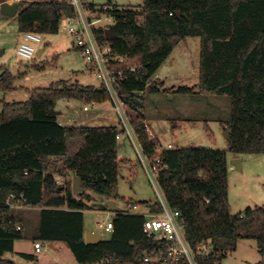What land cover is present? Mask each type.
Wrapping results in <instances>:
<instances>
[{
  "label": "trees",
  "instance_id": "obj_1",
  "mask_svg": "<svg viewBox=\"0 0 264 264\" xmlns=\"http://www.w3.org/2000/svg\"><path fill=\"white\" fill-rule=\"evenodd\" d=\"M17 25L21 32L55 34L60 21L75 12L67 0L19 1ZM90 8L95 4L87 3ZM106 14L114 50L127 57L123 65L140 66L117 85L119 96L134 113L143 106L139 92H164L163 81L153 79L174 47L189 36L200 38L199 81L179 86L182 94H217L230 98L226 149L183 147L162 151L167 168L160 186L170 207L180 211L184 236L190 246L209 239L214 250L197 255L198 264H221L239 238L256 241L264 264V206L246 207L232 213L228 198L227 153H264V0H142L137 6L108 3ZM102 11V8L99 9ZM103 12V11H102ZM179 13V15L177 14ZM100 39L107 36L101 29ZM14 76L4 69L0 91L10 90ZM74 98L89 103L108 99L95 86L69 84L59 80L48 87H36L26 101L3 102L0 111V264H17L2 257L13 250L16 240L25 238L26 219L17 204L38 209L34 241H62L79 264H160L144 262V255L163 254L164 240L146 236L143 214L116 210L109 236L96 244L84 240L82 199L92 190L106 199H117L122 160L118 157L116 126L60 124L50 113L56 101ZM133 124L146 148L143 120ZM60 161L58 175L71 171L81 180L80 198L71 182L59 183L52 167ZM10 195L13 198L9 199ZM129 202V199H124ZM152 212L160 207L140 201ZM19 226V228H17ZM33 241V242H34ZM20 255L34 260L35 255ZM60 264V263H48Z\"/></svg>",
  "mask_w": 264,
  "mask_h": 264
},
{
  "label": "rangeland",
  "instance_id": "obj_2",
  "mask_svg": "<svg viewBox=\"0 0 264 264\" xmlns=\"http://www.w3.org/2000/svg\"><path fill=\"white\" fill-rule=\"evenodd\" d=\"M85 1L95 3L98 7L108 3L137 7L142 2V0ZM11 17L5 16L0 10V74L7 69L14 76L12 88L0 92L1 107L3 102L26 101L33 88L48 87L59 80L68 79L70 84L78 82L83 86L97 85L98 79L94 70L66 33L63 19L57 33L41 34L42 41L37 46V50L43 48L41 55L23 59L16 53L21 39L17 19ZM100 18L101 28L109 31L113 18L103 15ZM199 59L200 38L189 36L174 47L171 55L156 72L159 74V80H164L162 88L167 90L156 93L139 92L144 96L143 106L131 115L139 117L140 113H143L163 146L171 143L175 148H227L225 128L221 121L229 116L230 98L225 95L206 93L190 95L175 91L179 86L191 87L198 83ZM155 74L152 76L153 79H157ZM84 105L89 110H83ZM55 107V110L62 112L59 116L63 119L62 125H119L118 116L108 101L96 107L74 98H62L56 101ZM95 111H98L97 115L91 119L89 115ZM227 155L229 157L231 153L228 152ZM118 157L122 160L117 189L119 198L116 200L118 206L124 205L122 197L134 201L149 199L155 201L157 199L155 191L137 161L135 148L126 136L118 137ZM240 159L241 169L229 163L228 198L232 213L243 211L246 207L264 206V153L241 154ZM58 162L52 168L57 174V169L61 165ZM57 178L61 183L62 179ZM82 198L92 207L83 211L84 229L95 231L104 238L108 237L109 232L98 226V222L105 224L113 215L109 216L102 210L103 197L87 189L84 190ZM15 209L26 219L25 238L15 241L18 250L35 254L37 264H79L68 245L62 241H58L54 248L48 242L40 241L41 252L36 253L32 238L39 210L25 206H18ZM6 256H9L8 252ZM260 260L261 255L256 241L252 238H239L235 249L227 251L221 264H260ZM22 262L25 260L22 259Z\"/></svg>",
  "mask_w": 264,
  "mask_h": 264
},
{
  "label": "built area",
  "instance_id": "obj_3",
  "mask_svg": "<svg viewBox=\"0 0 264 264\" xmlns=\"http://www.w3.org/2000/svg\"><path fill=\"white\" fill-rule=\"evenodd\" d=\"M73 8L75 14L72 17H64L66 33L71 37L72 42L79 49L87 64L94 70V74L99 81V88H103L107 95V101L115 110L119 120V135L126 136L135 148L137 161L142 166L148 182L152 186L157 199L155 203L160 207L157 212L143 214L140 205L130 203L126 211L136 214H143L142 229L147 237L154 240H164L166 248L163 254L144 255V262H159L160 264H198L197 255H205L213 252L220 255L219 250H214L209 239L198 242L194 247L190 246L184 236L183 222L180 218V211L169 206L164 192L160 186V175L167 165L163 162L162 151L175 148L173 144L161 145L155 133L145 126L147 134L146 140L153 145L146 148L141 140L136 127L133 124L131 109L125 104L118 94L117 85L125 80L129 73L140 69L139 65H123L127 62V57L119 55L110 43L109 31L101 28V15L109 17L105 11L111 6L104 5L90 8L85 0H67ZM102 8V11L99 9ZM102 30L107 35L105 39L98 37L97 31ZM42 41L41 33L34 31L23 32L22 39L17 45L16 53L20 58H33ZM87 109V106H84ZM118 135V136H119ZM13 198L10 195L9 199ZM16 206H21L17 204ZM99 227H104L106 231L112 230L111 220L105 224L98 222ZM19 228V226H17ZM33 247L36 252H40L42 245L40 241H34ZM219 262H216L218 264Z\"/></svg>",
  "mask_w": 264,
  "mask_h": 264
},
{
  "label": "crops",
  "instance_id": "obj_4",
  "mask_svg": "<svg viewBox=\"0 0 264 264\" xmlns=\"http://www.w3.org/2000/svg\"><path fill=\"white\" fill-rule=\"evenodd\" d=\"M3 1H7L8 3H10V4H12V3H17L18 1H27V2H31V1H35V0H0V3L1 2H3ZM86 3H88V2H86ZM93 4H95V3H93ZM97 4H95V6H96ZM17 12H18V10H17ZM5 16H7V15H5ZM9 17V16H8ZM13 18H16L17 19V13L14 15V16H12ZM11 17V18H12ZM7 20V19H6ZM20 34H21V39H22V36H23V32H21L20 31ZM20 39V40H21ZM40 50V49H39ZM39 50H37V51H39ZM42 51H43V48L41 49ZM42 53V52H41ZM172 53V52H171ZM171 53H170V55H171ZM41 55V54H40ZM169 55V56H170ZM168 56V57H169ZM167 57V58H168ZM166 58V59H167ZM159 69V68H158ZM157 69V70H158ZM157 72V71H156ZM155 72V73H156ZM155 76L157 77V79H160V77H159V74L158 73H156L155 74ZM67 81H68V79H66ZM163 81V83H164V80H162ZM73 83H75V82H71V84H73ZM76 83H78V82H76ZM70 84V83H69ZM79 84V83H78ZM81 85V84H80ZM91 86H95L96 88H98L99 87V81H98V83H97V85H91ZM0 92H4V91H0ZM74 100H77V101H80V100H78V99H74ZM103 102H101V103H96V102H94V103H91L92 105H96V107L98 106V105H100V104H102ZM84 106H86V105H84ZM84 106H83V110H85V111H87V110H89V108L87 107V109H84ZM56 108V107H55ZM54 108V109H55ZM1 109H2V107H1V104H0V111H1ZM97 112L98 111H95V113L93 112V113H91V115H89V117H91V119L93 118V117H95L96 115H97ZM136 112H134V114H135ZM62 114V112L59 110V112L58 113H56V114H54L55 116H56V119H57V121L60 123V124H62V121L61 120H63V119H60V115ZM143 124L146 126V127H149L150 129H151V125H150V122L148 121V119L145 117V119L143 120ZM79 125H83V124H79ZM110 125H112V124H101V125H93V126H110ZM66 126H68V125H66ZM89 126H91V125H89ZM112 126H116L118 129H119V126L118 125H112ZM152 130V129H151ZM120 136V135H119ZM118 136V137H119ZM234 157H239L240 158V155H234V154H231L229 157H228V155H227V160H228V164L230 163V159H232V158H234ZM119 159H121V158H119ZM241 162H242V159H241ZM58 163H60L61 164V162L59 161ZM54 165H56V163L54 164ZM229 166H230V164H229ZM52 168H54V166L52 167ZM61 168V165H60V167L58 168V169H60ZM57 169V170H58ZM228 170H229V167H228ZM53 174L55 175V177H56V181H58V178L57 177H59V178H61L62 179V182H61V184L62 183H64V182H71V187H72V181H73V179L75 178V177H77L76 175H74V173L73 172H71V171H66V172H64V174L63 175H58L57 173H55V172H53ZM59 182V181H58ZM74 193V196L75 197H77V198H80V196H78L77 195V192H73ZM83 199V198H82ZM124 199H127V198H124V197H122V200H123V206H118V203H117V199H114V201H115V206H116V209L115 210H111V209H109V208H107L105 205L102 207V210L107 214V215H112L116 210H123V211H126V209H127V206H128V204H130V203H135V204H138V205H140V210H141V212L143 213V214H147V213H150V212H152L151 210H150V208H149V206H146V205H143V204H140V201H134V200H132L131 198H128L130 201L129 202H127L126 200H124ZM107 199L106 198H104L103 197V201L105 202ZM83 201L85 202V203H87L86 202V200H84L83 199ZM147 201H152V202H155V201H153V200H147ZM88 205H89V208L88 209H91L92 207L90 206V204L89 203H87ZM38 213H39V211H37ZM108 221V220H107ZM106 231V230H105ZM95 232V231H94ZM107 232H109L110 233V231H107ZM102 238H104L103 236H101V239ZM33 238H32V244H33ZM58 241H54V242H48V244L49 245H51L53 248H54V245L57 243ZM8 253H9V256H6V252L3 254V256L2 257H4V258H7V259H11V260H13L15 263H17V264H37V262H35L36 261V259H34V260H29V259H25V258H23L21 255H20V253L21 252H23V251H21V250H18L17 248H16V245H15V242H14V245H13V250L12 251H7ZM36 252V251H35ZM41 252V251H40ZM26 253V252H25ZM36 253H39V252H36ZM31 254H33V253H31ZM33 255H35V254H33ZM22 259H24L25 260V262H22Z\"/></svg>",
  "mask_w": 264,
  "mask_h": 264
},
{
  "label": "water",
  "instance_id": "obj_5",
  "mask_svg": "<svg viewBox=\"0 0 264 264\" xmlns=\"http://www.w3.org/2000/svg\"><path fill=\"white\" fill-rule=\"evenodd\" d=\"M0 10L4 15L7 16H14L17 13L18 10V4L17 3H8L7 1H3L0 3ZM179 15V13H177ZM42 50L40 49L37 51L36 55L39 56L41 54ZM99 88V87H98ZM59 111L55 110L54 108L50 110L51 114H56ZM224 137L226 139L229 138V131L228 129L224 130ZM230 163L234 165L237 169H241V159L239 157H234L230 160ZM81 190V180L78 177H75L72 181V191L73 192H78ZM104 205L111 209L115 210V201L114 199H107L104 202ZM84 240L86 243L90 244H96L101 240V235L97 232L90 231V230H85L84 232Z\"/></svg>",
  "mask_w": 264,
  "mask_h": 264
}]
</instances>
